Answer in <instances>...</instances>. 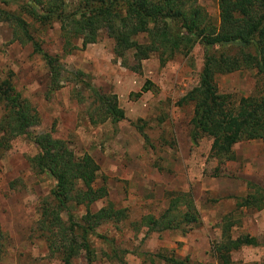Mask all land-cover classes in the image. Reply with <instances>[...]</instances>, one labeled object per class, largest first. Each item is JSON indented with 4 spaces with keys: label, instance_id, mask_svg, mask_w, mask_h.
Here are the masks:
<instances>
[{
    "label": "rangeland",
    "instance_id": "obj_1",
    "mask_svg": "<svg viewBox=\"0 0 264 264\" xmlns=\"http://www.w3.org/2000/svg\"><path fill=\"white\" fill-rule=\"evenodd\" d=\"M197 4L217 25V0H198ZM15 6L0 0V8L11 10ZM23 17L46 52L56 55L66 70L82 71L84 79L99 92L113 94L123 110L120 121L90 124L85 104L70 94L74 85L65 82L48 93V71L40 56L32 52L29 43L12 40L10 27L0 22V74L10 77L14 89L37 112L39 122L30 133L50 131L75 155L86 152L93 157L99 166L94 184H104L106 196L90 204V211L106 202L125 210V220L102 224L96 230L112 239L115 247L127 250L123 264H167L154 257L157 252L186 256L191 262L220 264L211 254V245L219 239L224 215L236 221L230 230L232 236L248 234L257 241L255 246L233 251L230 264H264V206L258 210L235 206L237 197L249 191L247 182L264 187L260 140L236 142L232 146L234 159L218 161L209 154L210 138L202 136L196 142L189 138L192 106L177 105L180 96L197 83L202 46L196 43L187 54L176 53L163 64L152 54L133 70L126 66L133 64L130 54L123 60L113 54V41L104 29L98 31L95 42L81 48L76 38L66 45L58 23L40 25ZM214 82L218 92L230 93L235 99L254 95L262 88V77L255 69L216 74ZM145 83V90H141ZM36 152L31 136L0 132V229L4 234L0 264H60L47 251L35 225L53 186L52 178L31 170L28 158ZM179 192L191 194L197 211L195 223L184 230L162 231H149L137 223L144 216L160 215L171 193ZM73 211L80 215L84 208ZM90 240L97 255L93 264H120L100 257L107 249L103 240L94 235ZM74 264L86 263L78 257Z\"/></svg>",
    "mask_w": 264,
    "mask_h": 264
},
{
    "label": "trees",
    "instance_id": "obj_2",
    "mask_svg": "<svg viewBox=\"0 0 264 264\" xmlns=\"http://www.w3.org/2000/svg\"><path fill=\"white\" fill-rule=\"evenodd\" d=\"M1 1L15 3L14 9L0 8V22L8 24L12 40L29 43L32 52L40 56L48 71V93L65 82L72 83L75 87L70 94L85 104L84 114L90 124L107 120L115 123L124 118L115 96L99 92L84 79L82 71L66 70L56 55L41 47L23 15L40 25L58 23L66 45L76 38L81 48L95 42L98 31L104 29L113 41V54L122 60L130 54L133 64L126 66L133 70L152 54L163 64L176 53L185 55L194 44H200L203 57L197 83L177 101V105L192 106L190 140L210 138L209 154L221 162L234 159L232 146L239 141L258 139L264 152V0H217V25L197 4L198 0ZM226 48L236 51L225 53L222 49ZM241 69H255L262 77V88L254 95L237 99L230 93L218 92L214 76ZM146 86L145 83L141 90ZM0 105V132L31 136L37 152L28 158V164L34 173L45 174L53 180L49 201L42 206L35 222L47 251L60 264H74L78 257L86 264H93L97 255L90 237L94 235L107 247L100 252V257L123 264L127 250L115 247L112 239L98 235L96 230L102 224L125 220V210L115 208L111 202L95 211L89 209L90 204L106 196L105 185L94 184L99 166L93 157L86 152L75 155L64 140L52 137L50 131L31 134L30 128L39 122L38 114L14 89L8 75L0 74ZM247 188L249 191L244 196L237 197L236 208L261 209L264 187L247 182ZM79 206L84 212L76 215L73 210ZM196 221L191 194L179 192L171 193L160 215L144 216L137 223L149 231H162L184 230V226ZM234 224L236 221L230 215L222 216L219 239L211 245V254L220 264H230L231 253L239 247L257 245L256 239L248 234L232 236L230 230ZM3 237L0 229V245ZM154 257L167 264H207L159 252Z\"/></svg>",
    "mask_w": 264,
    "mask_h": 264
}]
</instances>
